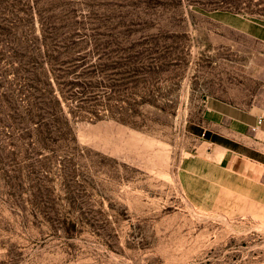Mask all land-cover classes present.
Wrapping results in <instances>:
<instances>
[{
	"label": "rangeland",
	"instance_id": "374dc122",
	"mask_svg": "<svg viewBox=\"0 0 264 264\" xmlns=\"http://www.w3.org/2000/svg\"><path fill=\"white\" fill-rule=\"evenodd\" d=\"M138 2L131 20L98 31L85 17L77 28L75 53L100 64L103 109L70 120L76 147H20V80L11 84L18 101L0 108V264H264V148L202 117L210 98L262 100L264 48L214 16L256 14L264 0ZM141 50L160 76L133 72ZM141 99L138 126L107 115Z\"/></svg>",
	"mask_w": 264,
	"mask_h": 264
},
{
	"label": "trees",
	"instance_id": "16d2710c",
	"mask_svg": "<svg viewBox=\"0 0 264 264\" xmlns=\"http://www.w3.org/2000/svg\"><path fill=\"white\" fill-rule=\"evenodd\" d=\"M27 1L0 0V108L17 103L19 93L11 84L20 80V147L29 144L37 152L76 147L70 120L75 116L99 119L103 109L97 77L100 64L89 62L87 53H75L81 41L77 28L85 17L95 22L98 31L118 20H131V11L139 2L90 0L87 13L77 15L79 0H34L32 5ZM39 3H44V9ZM143 53L136 55L138 65L133 72L142 78L160 76L161 63L146 61ZM9 73L14 76L8 78ZM146 106V99L128 106L112 104L107 115L138 126Z\"/></svg>",
	"mask_w": 264,
	"mask_h": 264
},
{
	"label": "crops",
	"instance_id": "0c3cea01",
	"mask_svg": "<svg viewBox=\"0 0 264 264\" xmlns=\"http://www.w3.org/2000/svg\"><path fill=\"white\" fill-rule=\"evenodd\" d=\"M214 20L226 31L239 34L264 48V11L256 14L220 11L215 13ZM257 58L262 60V64L258 65V73H262L264 84V52ZM258 115H263V121L252 129ZM202 117L215 124L224 132V136L232 141H239L243 146L263 149L264 85L262 100L248 107H238L214 98L208 99Z\"/></svg>",
	"mask_w": 264,
	"mask_h": 264
},
{
	"label": "built area",
	"instance_id": "2783aa9c",
	"mask_svg": "<svg viewBox=\"0 0 264 264\" xmlns=\"http://www.w3.org/2000/svg\"><path fill=\"white\" fill-rule=\"evenodd\" d=\"M262 121H263V115H258V117L256 119V124L254 126H252V129H255L257 125L262 123Z\"/></svg>",
	"mask_w": 264,
	"mask_h": 264
}]
</instances>
